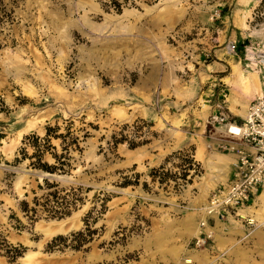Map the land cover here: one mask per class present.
Segmentation results:
<instances>
[{"label":"rangeland","instance_id":"obj_1","mask_svg":"<svg viewBox=\"0 0 264 264\" xmlns=\"http://www.w3.org/2000/svg\"><path fill=\"white\" fill-rule=\"evenodd\" d=\"M118 1L0 0V264H264L261 205L190 244L246 118L230 96H264V0ZM48 126L78 138L67 173L22 159ZM49 192L79 200L53 217Z\"/></svg>","mask_w":264,"mask_h":264},{"label":"built area","instance_id":"obj_2","mask_svg":"<svg viewBox=\"0 0 264 264\" xmlns=\"http://www.w3.org/2000/svg\"><path fill=\"white\" fill-rule=\"evenodd\" d=\"M236 44L229 50L236 52ZM225 120V119H222ZM233 133L231 141L221 147L236 155L230 177L210 193L202 209L198 234L190 242L193 247H207L214 234L217 221L239 220L244 225H254L255 207L264 204V97L253 100L244 122L226 124ZM236 127L235 129L233 127Z\"/></svg>","mask_w":264,"mask_h":264},{"label":"trees","instance_id":"obj_3","mask_svg":"<svg viewBox=\"0 0 264 264\" xmlns=\"http://www.w3.org/2000/svg\"><path fill=\"white\" fill-rule=\"evenodd\" d=\"M111 5L117 11H122L123 9V4L118 0H111ZM58 128H59L58 126L56 127L48 126L47 133L43 137L37 134H32L30 136H27L24 140L25 146L21 150L23 154L22 159H29L30 166H32L33 168L42 169L43 171H46L48 173L69 172L70 168L72 167L69 157L70 149L72 146L75 148H79L78 138L72 137V131L70 128H68L65 133L57 134ZM53 137L62 139L61 153H58L56 146L52 144ZM28 146L33 148L32 154L28 153L27 150ZM47 153H50L53 156L55 160L54 163H49L48 161H45L44 157ZM188 163L190 164L189 169H193L196 172L200 171L199 164L195 161L194 157L189 158ZM193 166H196L197 168H194ZM185 179L187 180V178ZM45 185L47 188L50 189L58 186V184L56 183L49 182L48 179H45ZM51 198L55 199L56 203L54 206L53 205L50 206L51 201H53ZM59 199L60 198H58V192H49L47 194L44 206H47L50 215L53 217H62L68 215L70 213L69 208L72 206V204H76V201L79 200L77 197H73V201H69L66 198H64L62 201H60ZM34 202L35 205L40 204L38 197L34 198ZM21 205L25 207V211H29L28 209L29 204L27 201L25 200L22 201ZM32 210L35 212V208Z\"/></svg>","mask_w":264,"mask_h":264},{"label":"crops","instance_id":"obj_4","mask_svg":"<svg viewBox=\"0 0 264 264\" xmlns=\"http://www.w3.org/2000/svg\"><path fill=\"white\" fill-rule=\"evenodd\" d=\"M221 66H224V65L221 64ZM224 79L226 80V76L224 77ZM238 80H239L240 84H242V85L244 84L241 78H238ZM233 81H234L233 79H230L228 82H232L233 83ZM230 100H231V105H232V108L230 106L231 111H233L235 113H238V114H240V115L245 117V114L247 113V106H248L247 103L240 101V99H238L235 95H231L230 96ZM239 103H241L242 109L238 108L237 104H239ZM220 159H221V161H225V165L226 166L228 165V163H231L232 164L231 170H232L233 163L236 160V155L234 153H229L228 156H222L221 155ZM231 170H230V172H232ZM229 174L231 175V173H229ZM230 175H228V176L230 177ZM229 177H227V179ZM260 199L264 202V193L260 196ZM261 208H264L263 204L261 205ZM230 221L232 222V221H236V220L235 219H231ZM217 223H219V221H217Z\"/></svg>","mask_w":264,"mask_h":264},{"label":"bare ground","instance_id":"obj_5","mask_svg":"<svg viewBox=\"0 0 264 264\" xmlns=\"http://www.w3.org/2000/svg\"><path fill=\"white\" fill-rule=\"evenodd\" d=\"M259 97H264V96H259ZM235 108H236V107H235ZM246 115H247V114H245V117H246ZM233 128L235 129L236 127L234 126ZM20 132H22V131H20ZM227 133H228L229 136H230V135H232L231 133H233V132H231V131H229V130L227 129ZM231 137H232V136H231ZM232 138H235V137H232ZM232 163H233V162H232ZM218 221H219V220H218ZM76 225H77V223H76ZM72 226H73V225H71V227H72ZM69 228H70V227H66V228H65L64 225L62 224V225H60L59 230H60V231H63V232L65 233V232H67L68 230H70Z\"/></svg>","mask_w":264,"mask_h":264}]
</instances>
